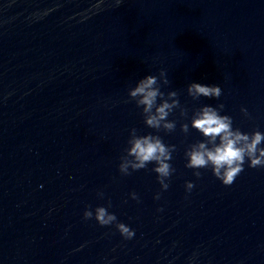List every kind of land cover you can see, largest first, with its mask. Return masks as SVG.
<instances>
[{
    "label": "water",
    "instance_id": "95a60500",
    "mask_svg": "<svg viewBox=\"0 0 264 264\" xmlns=\"http://www.w3.org/2000/svg\"><path fill=\"white\" fill-rule=\"evenodd\" d=\"M160 67L189 111L220 99L264 129V0H0V264H264V166L195 176L183 150L199 133L178 109L161 130L169 186L151 163L119 172L128 128L147 129L127 87ZM191 79L221 96L194 100ZM109 197L131 238L83 217Z\"/></svg>",
    "mask_w": 264,
    "mask_h": 264
},
{
    "label": "clouds",
    "instance_id": "9594fccd",
    "mask_svg": "<svg viewBox=\"0 0 264 264\" xmlns=\"http://www.w3.org/2000/svg\"><path fill=\"white\" fill-rule=\"evenodd\" d=\"M97 2L101 4V0ZM169 84L167 69L160 67L158 71L145 72L128 85V98L135 101L147 129L141 131L135 125L128 128L117 164L121 174H128L151 163L160 187L166 189L169 186L168 178L175 171L172 157L177 145L166 141L161 130L170 132L176 129L177 118L172 115L176 109L179 110L180 130L188 134L194 128L199 133L188 141L183 150L185 167L192 168L195 176L202 174L201 169H210L222 183L230 184L245 167V163L249 167L264 166V129L254 126L248 130L234 124L233 116L223 110L225 105L220 99H216L215 103H198L189 111L180 102L178 90L166 87ZM185 89L194 100L201 97L218 98L222 93L220 83L196 79L189 80ZM240 110L244 115H250L245 105H241ZM194 183L192 179H186L185 190L190 191ZM97 194L101 198L105 197L103 189H97ZM129 195L139 199L135 190H130ZM159 196V191L154 193V198ZM111 207L110 197L104 203L86 204L83 217H94L101 225L114 224L123 237L131 238L135 228L118 219Z\"/></svg>",
    "mask_w": 264,
    "mask_h": 264
}]
</instances>
